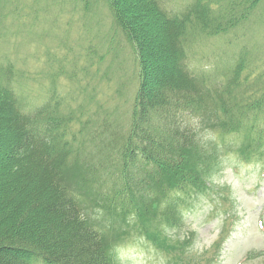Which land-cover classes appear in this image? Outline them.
Returning a JSON list of instances; mask_svg holds the SVG:
<instances>
[{
	"label": "trees",
	"instance_id": "trees-1",
	"mask_svg": "<svg viewBox=\"0 0 264 264\" xmlns=\"http://www.w3.org/2000/svg\"><path fill=\"white\" fill-rule=\"evenodd\" d=\"M36 1L0 0V32H18L4 19L37 12ZM104 1L94 13L96 3L79 0L82 17L78 4L63 7L100 19L105 6L134 46L139 85L126 129L105 115L85 117L55 88L28 105L19 83L29 69L19 71L12 57L0 62V264H120L87 208L125 232L138 226L169 264H195L190 239L173 240L165 227L184 226L182 209L211 189L225 153L264 162V40L244 36L246 45L227 68L193 66L206 40L238 27L247 34L254 17L264 25L256 14L264 0H230L233 15L224 0H177L178 8L169 6L176 0ZM50 76L55 86L52 70ZM76 166L83 170L72 189L63 178ZM156 221L163 223L158 230L151 226Z\"/></svg>",
	"mask_w": 264,
	"mask_h": 264
},
{
	"label": "rangeland",
	"instance_id": "rangeland-1",
	"mask_svg": "<svg viewBox=\"0 0 264 264\" xmlns=\"http://www.w3.org/2000/svg\"><path fill=\"white\" fill-rule=\"evenodd\" d=\"M62 1L38 0L37 12L23 19L6 17L3 22L17 24L14 30L18 32L13 34L12 27L0 32L4 34L0 36V62L12 57L19 71L20 65L29 69L22 73L19 83L21 96L28 105L43 100L55 88L70 107L81 105L85 117L105 115L126 129L139 85L134 46L121 37L115 16L112 19L105 6L102 9L100 5L104 11L100 19L97 15L93 17L94 14L90 19H83L76 14L77 9L83 15L79 0ZM92 1L96 3L92 4V11L96 13L101 0ZM224 1L230 4V0ZM72 2L78 4L76 9L63 7ZM177 3L176 0L170 4V8H178ZM26 6L28 13L32 6ZM232 8V15L236 14L235 7ZM257 8L260 20L264 16V4ZM244 27L247 34L237 31L242 30L238 27L222 38L206 40L205 50L193 60L194 68L203 69L213 63L227 68L237 59L234 54L246 45L248 37L244 36L263 43L264 25L255 17ZM260 33L263 36L259 37ZM95 44L99 49H93ZM53 60L54 69L51 68ZM58 66L61 74L56 77L54 72L59 73ZM51 70L56 78L55 86ZM216 137L220 139L219 134ZM4 150L0 142V170L4 168ZM83 150L87 151V147ZM78 170L83 167H71L63 178L72 189L77 188ZM211 183L207 194L193 199L190 206L182 209L184 226L181 229L165 227L163 234L173 240L190 239L187 253L196 259L195 264H264V162L248 163L236 152L225 153ZM86 213L101 229L120 264H169L170 256L141 235L138 226L130 224L125 232L102 211L87 208ZM151 226L158 230L163 223L156 221Z\"/></svg>",
	"mask_w": 264,
	"mask_h": 264
}]
</instances>
